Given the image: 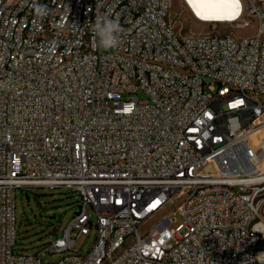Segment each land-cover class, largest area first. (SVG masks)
<instances>
[{
  "label": "built area",
  "instance_id": "1",
  "mask_svg": "<svg viewBox=\"0 0 264 264\" xmlns=\"http://www.w3.org/2000/svg\"><path fill=\"white\" fill-rule=\"evenodd\" d=\"M171 1L0 0V264H264V0L234 22L251 38L187 36ZM104 15L123 28L107 52ZM32 188L80 199L33 255L16 252Z\"/></svg>",
  "mask_w": 264,
  "mask_h": 264
},
{
  "label": "rangeland",
  "instance_id": "2",
  "mask_svg": "<svg viewBox=\"0 0 264 264\" xmlns=\"http://www.w3.org/2000/svg\"><path fill=\"white\" fill-rule=\"evenodd\" d=\"M248 10L242 21L247 20ZM171 16L175 19L176 27L183 29L187 36L205 34H228L238 38H251L258 34L260 26L255 20L250 19V25L246 28L237 27L238 23L209 24L199 22L184 5L182 0L171 1ZM141 99L145 97L140 96ZM29 197V199H27ZM79 197L68 189H42L32 188L19 190L17 195V250L25 247L28 254H36L37 249L44 243H48L55 237H62L64 230L78 212ZM91 221H95L91 211ZM260 220L264 223V193L260 197ZM183 219L176 218L171 229L177 228ZM96 227H93L90 237L82 239L78 243V249L82 254L91 250L96 241ZM63 255L52 256L47 254L43 262L53 263L60 260Z\"/></svg>",
  "mask_w": 264,
  "mask_h": 264
},
{
  "label": "bare ground",
  "instance_id": "3",
  "mask_svg": "<svg viewBox=\"0 0 264 264\" xmlns=\"http://www.w3.org/2000/svg\"><path fill=\"white\" fill-rule=\"evenodd\" d=\"M196 20L203 23L238 22L243 12V2L238 0H182ZM264 229V223L262 224Z\"/></svg>",
  "mask_w": 264,
  "mask_h": 264
},
{
  "label": "clouds",
  "instance_id": "4",
  "mask_svg": "<svg viewBox=\"0 0 264 264\" xmlns=\"http://www.w3.org/2000/svg\"><path fill=\"white\" fill-rule=\"evenodd\" d=\"M36 13L38 17L47 15V6L37 5ZM92 28L96 39V47L100 51H111L119 46L123 28L120 25L118 16L115 18L110 15L97 16Z\"/></svg>",
  "mask_w": 264,
  "mask_h": 264
},
{
  "label": "snow or ice",
  "instance_id": "5",
  "mask_svg": "<svg viewBox=\"0 0 264 264\" xmlns=\"http://www.w3.org/2000/svg\"><path fill=\"white\" fill-rule=\"evenodd\" d=\"M235 3H236V5H237V7H238V0H235Z\"/></svg>",
  "mask_w": 264,
  "mask_h": 264
},
{
  "label": "water",
  "instance_id": "6",
  "mask_svg": "<svg viewBox=\"0 0 264 264\" xmlns=\"http://www.w3.org/2000/svg\"><path fill=\"white\" fill-rule=\"evenodd\" d=\"M27 199H29V197H27Z\"/></svg>",
  "mask_w": 264,
  "mask_h": 264
}]
</instances>
